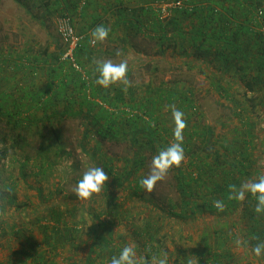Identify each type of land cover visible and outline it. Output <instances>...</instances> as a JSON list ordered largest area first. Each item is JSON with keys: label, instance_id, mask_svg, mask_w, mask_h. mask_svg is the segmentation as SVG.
<instances>
[{"label": "rangeland", "instance_id": "rangeland-1", "mask_svg": "<svg viewBox=\"0 0 264 264\" xmlns=\"http://www.w3.org/2000/svg\"><path fill=\"white\" fill-rule=\"evenodd\" d=\"M105 1L115 2V0H90L87 11L88 14L97 17L103 15V22L110 23L109 25L112 27L116 24V18L102 8L101 5ZM172 4L153 3L151 0H128L124 2L128 9L139 5L150 9L149 19H152L154 15L162 17V13L169 12L170 15L171 12L168 7ZM43 12L44 10L38 9L36 11V13ZM57 16L58 14L48 16L44 19L45 26H42L20 11L12 0H3L0 4V96L3 97L6 93L12 95L13 98H19L21 94L17 91L23 90L24 86L30 85L29 83H32V87L35 86L34 91L39 93L45 87L48 77H45L44 71H48L50 67L54 66L52 61H48L47 67L41 64L42 68L35 72L28 69L17 72L14 64L16 62L24 63L21 62L20 58L27 50L30 51V57L34 60V57L46 48H49L51 54L59 53L58 46L66 48L58 35ZM68 16L78 36L87 35L91 37L93 30L90 28V16L84 18L81 17V13L68 14ZM166 17L163 15V18ZM133 34L132 40L126 35L127 41L131 40L133 45L144 49L141 52L144 56L157 58L149 67L135 69L132 77L128 78L133 82L134 97L137 99L136 105L139 106V99L145 104V99H156V89L163 90L172 87L173 81L183 80V83L177 85L182 92L189 89L184 80L188 79L196 85L195 109L193 111L181 110L175 104L176 108L184 113L187 122L183 144L186 143L191 149L189 151L184 150V162L179 168L171 169L168 176L157 183L153 192L149 193L142 187L137 192V182L142 176L148 174L151 159L160 150H152L148 132L144 130L131 131V126L128 128L122 123V127H118L119 132L115 134V138L101 141L100 138L88 132L86 124L89 123V120L84 122L85 125H82L83 121L78 119L61 121L53 119L52 123L55 127L60 124V134L63 138V152L56 155L57 134L52 132L50 123L41 120L43 115L41 111H37V117L34 119L36 123L32 124L26 132L12 130L6 121L0 117V150L7 149V158L0 163V185H6L9 188L8 195L15 200L14 204H10L7 200L6 219H0V225L5 228V233L4 231L0 232L1 264H12V261L15 262H13L14 264H27V259L29 264H33V260L24 254L27 252L31 257L35 256L33 249L28 247V243L24 239L26 233L22 232L20 236L14 234L18 229L22 231L23 228L33 233L34 240L39 245L38 253L47 263L50 264L54 261L55 264H85L95 244L93 231L98 229L100 223H104L107 231L113 234L115 246L132 245L138 256H145V252L139 246L142 240L136 237L135 233H139L143 227L146 228L153 223L155 231L160 233V236L165 235L166 237L160 256L166 253L171 264L174 263L175 248L179 246L188 257L197 258L199 264L212 263V258L209 255L215 250L225 255L220 257V262L215 264H264V256L256 257L252 249L246 247L245 239L248 232L246 229L249 224L247 217L244 216L243 220H240V224L244 226L241 227L235 221L217 220L216 218L220 214L218 211L212 213L214 216H207L209 213L205 212L187 219H181L174 216L175 213L180 212V209L177 208L173 211L174 215H169L168 208L171 207L168 202H178L182 198L178 191L179 171L185 173L190 171L205 172V170H200L204 169L203 165L207 161L205 160V152L198 150V141L202 140L199 135L210 130L214 135L210 140L211 144H216V148L221 149L224 143H228L239 136L236 130H242V126L233 119L232 105L227 102H220L218 94L211 89L210 79L206 75L195 69H187L184 65L185 61L177 62L176 60L175 62L176 57H184V49L181 45L168 46L164 44L161 49L158 42L151 38V34ZM117 37L119 36L113 35L111 38L108 37L106 41L97 42L93 46L97 51H101L94 57L96 65V61L101 60L118 62L115 50L120 51L125 45L122 40H118L119 43L115 46ZM52 42L55 44L51 45ZM164 58H169L172 63L165 61ZM32 64L36 65V62H32ZM93 68L94 65L88 64V70ZM151 89L153 92L149 93ZM107 90L111 91V87L105 91ZM234 92L244 106L246 102L251 103V106L254 105L252 94L248 92L239 94V90L236 88H234ZM257 100L258 98L255 97V101ZM99 104L103 105L101 102ZM170 105L172 104L164 102L163 107H158L153 117L154 122L160 124L161 127L166 124L167 127L162 128L170 131L169 134H164L166 133L164 132L162 136L158 137L162 141L164 136L163 149L173 142L174 121ZM104 107L109 109L108 106L104 105ZM63 108V103H57L52 110L62 111ZM122 112L119 118L120 122L135 119L140 125H144L149 121V118L144 116V113L140 112L139 109L125 107ZM253 113L262 115L263 110L257 106ZM259 128L261 132L259 139H257L264 145V122ZM19 133L24 137V147L22 148V144L18 147H12ZM194 133L197 135L194 136ZM191 135H193L194 140H191ZM256 142L258 141L256 140ZM98 143L100 144L98 145ZM45 149H49V151L42 154V150ZM251 155L256 160L259 153L257 150H252ZM44 156L51 157L49 162L50 165L52 163L51 166H47L44 163L45 160L39 158ZM136 156L144 158V167L133 177L127 179L126 173L129 171L127 164L129 162L132 165ZM25 159H29L28 167L25 170L28 174L26 179L20 170V164ZM261 163L264 164V158ZM107 165L112 166L111 172ZM96 166L105 170L109 177L107 184L99 196L94 195L92 199L87 201L78 199L73 191L75 185L82 178L87 168ZM189 189L193 192L194 186ZM142 199L151 200L152 205L143 206ZM198 202L201 203L200 200ZM52 206L63 213L62 220L65 223L64 227L67 228L64 235L66 234L68 237L66 241L58 242L59 247L54 248H50L48 242H44L45 239L41 232L42 227H53L54 225L49 215L53 209ZM99 215L100 219H98ZM156 216L159 217V220H156ZM10 224L15 227L13 231L10 229ZM237 240L240 241L239 245L236 243ZM52 243L53 240H51ZM180 259L182 261V257Z\"/></svg>", "mask_w": 264, "mask_h": 264}, {"label": "trees", "instance_id": "trees-1", "mask_svg": "<svg viewBox=\"0 0 264 264\" xmlns=\"http://www.w3.org/2000/svg\"><path fill=\"white\" fill-rule=\"evenodd\" d=\"M126 1L128 0L105 1L101 5L108 13H111V16H115V18L117 16L116 24L111 27L110 23L103 22V15L97 17L88 14L87 9L90 0H12L20 11L42 26H45L46 23L44 19L50 15L58 14L57 17H59L81 13V17L90 16V28L92 30L100 25L110 28V38L120 33L121 26L135 24L136 27L133 29L136 30L135 33L151 34V38L158 42L161 49L164 44L182 46L184 49L183 58H186L184 65L187 69H195L210 79L211 89L218 94L220 102H227L232 105L233 119L238 121V124L242 126V130L237 129L236 132L239 136L228 143H224L221 149L216 148V144H211L210 140L214 135L210 130H206L205 134L199 135L202 140L198 141V150L205 152V160L207 161L203 165L204 169L200 170H205V172L190 171L185 173L179 171L178 191L182 198L178 202H168L171 207L168 208V213L172 215L173 211L178 208L180 212L173 215L181 219H187L205 212L209 213L207 216H214L212 213L218 211L213 206L214 201L221 200L225 205V210L223 212L218 211L220 214L216 219L223 222L235 221V223L240 224V220H243L244 216L247 217L249 224L246 229L248 232L245 241L247 249H252L258 242L264 241V215H258L255 212L256 200L251 194H247L244 201L229 200L228 196L230 194L229 185L239 187L244 182L254 180L264 174V164L261 163L264 158V145L258 140L261 132L259 126L264 122V0H151L153 3L180 2L182 5L172 8V11L170 10L171 14L165 19H162L161 16H155L147 26L146 21L149 19L150 9L140 5L128 9L124 5ZM2 2L3 0H0V4ZM37 9L44 10V12L36 13ZM79 37H82V40H80L74 51V58L77 65L87 74L89 81H84L82 76L72 68L70 62L64 59L66 53L64 47L58 46V54H51L49 48H46L34 57V60L30 57V51L27 50L20 58L21 62L24 63L16 62L14 64L17 72L26 71L27 69L35 72L42 68L41 64L47 67L48 61H52L54 66L50 67L48 71H44V75L48 79L40 93L34 91L35 86L32 87V83H29L30 85L24 86L23 90L17 91L21 94L19 98H13L12 95L6 93L5 96H0L2 102L0 105L1 119L3 118L12 130L26 132L32 124L36 123L34 119L37 117V111H41L43 114L41 120L50 123L52 132L57 134L56 155L63 152V138L60 134V124L55 127L52 123L53 119L58 121L78 119L83 123L89 120V123L86 124L88 132L100 138L101 141L115 138V134L119 132L118 127L121 128L123 123L128 128L131 126V131L144 130L148 132L150 146L153 151L163 149L164 136L162 141L158 137L162 136L164 132H166L164 134H169L170 131L162 128L167 127L166 124L161 127L160 124L155 122L156 126L153 128L149 122H154L153 117L156 110L158 107H163L164 102L176 104L181 110L193 111L195 109L196 85L188 79L184 80L189 89L182 92L177 85L183 83V80L173 81L172 87L169 89H156V99H145L147 105L139 99L138 106V104L136 105L137 99L134 97L133 89L128 92L119 88L103 91L95 83L98 72L94 57L101 51L93 48L94 45L90 43L92 39L90 36L79 35ZM126 37L124 35V38ZM127 40L128 38L123 40L125 46L120 49V52L124 60L128 61L129 76H131L132 68L144 69L149 67L157 58L144 56L136 50L135 45L129 46L130 43ZM52 44H55V42H52ZM117 50H115V56ZM32 62H36L37 66L33 65ZM90 63L94 65V68L88 70L87 66ZM234 88L239 90V94H246V92L252 94L254 105L251 106V103L246 102L244 106L241 103L242 101H239L238 95L235 94ZM87 91H90V95ZM150 92H153V89ZM255 97L258 98L257 101H255ZM57 103H63L64 108L62 111L52 110ZM104 105L108 106L109 109L105 108ZM257 106L263 110L262 115L253 113L254 108ZM125 107L139 109L140 112L144 113V116L149 118V121L144 125H140L135 119L120 122L119 118ZM22 108L24 109L22 110ZM83 123L82 125H85ZM125 128L127 129V127ZM193 135L196 136L197 134L194 133ZM193 135L190 136L191 140H194ZM23 138V135L19 133L12 147L23 145ZM133 139L136 140V138ZM183 145L184 150L189 151L191 149L186 143ZM252 150L258 151V159L254 160L251 155ZM46 151L48 152L49 149L42 150V154ZM6 158L7 149L0 150V163ZM39 158L44 159L47 166L52 165V163L49 164L51 157ZM28 162L29 159H25L20 164V170L25 179L28 175L25 172ZM143 167L144 158L136 156L132 165L129 162L127 164L129 171L126 173V178L130 179ZM108 170L111 172L112 166H108ZM193 186L192 192L189 188ZM140 190L141 185L138 181L137 192ZM7 200L10 204L15 203L10 195H8ZM142 200L143 206L152 205L151 200ZM199 200L201 203L198 202ZM52 208L49 215L54 222L53 227L48 226L41 229L45 239L44 242H48L50 248L59 247L58 242L62 243L68 238L66 234L64 235L67 228L64 227L65 223L62 220L63 213L55 206H52ZM152 211L154 212L153 209ZM98 219H100V215ZM156 220H159V217L156 216ZM240 225L244 227L242 224ZM154 226L151 223L148 227H143L139 233H135V236L142 240L139 246L149 259L152 255L160 256L161 248L166 240L165 235L160 236L161 234L155 231ZM10 229L13 231L15 229L14 225H11ZM4 230V226L0 225V232ZM22 232L26 233L24 239L28 243V247L33 249L35 253V256L31 257L29 253L24 252L27 258H31L33 264H49L38 253L39 245L34 240L33 233L23 228L22 231L18 229L14 234L20 236ZM93 235L95 244L85 264H110L111 258L118 256L123 246H115L113 234L107 231L104 223H100L98 229H94ZM253 236L258 237V239H252ZM51 240H53L52 244ZM149 247L151 249L150 253L146 252V248ZM212 252L214 253L209 255L212 258V263L209 264L220 262L219 258L225 256L219 253L218 250ZM173 254L175 255L173 264L187 263L189 257L180 246L175 248ZM27 261L29 260L27 259ZM13 262L12 264L15 263ZM50 264H55V262L53 261ZM169 264H171L170 261Z\"/></svg>", "mask_w": 264, "mask_h": 264}, {"label": "clouds", "instance_id": "clouds-1", "mask_svg": "<svg viewBox=\"0 0 264 264\" xmlns=\"http://www.w3.org/2000/svg\"><path fill=\"white\" fill-rule=\"evenodd\" d=\"M111 29L103 25L97 26L91 32V41L93 45L97 42H104L108 39ZM116 55L119 57L121 52L117 50ZM98 78L95 83L109 88L113 85H123L124 91L133 86V82L128 79L129 64L127 60L113 62L112 60L96 61ZM174 121L173 142L164 149L154 155L151 159L149 172L142 176L139 183L143 189L151 193L155 189L158 182L163 181L169 174L170 170L179 168L185 160V153L182 147L184 142V131L187 128V122L184 113L177 109L175 104L169 106ZM147 120V117H145ZM150 126L155 128V122H149ZM109 180L108 175L102 167H89L83 173L82 178L77 182L73 191L75 196L80 200H90L94 195L99 196L105 184ZM229 200L244 201L247 194L256 200L255 212L258 215H264V174L258 176L254 180H248L242 185H229ZM9 188L6 185H0V219H6L7 198ZM213 206L220 212L225 210V205L221 200L214 201ZM252 239H258L253 236ZM236 243L239 245L240 241ZM253 253L256 257L264 256V241L258 242L253 248ZM146 252L150 253L151 249L146 248ZM29 264V261L27 262ZM110 264H169L167 254L161 256L152 255L151 258L147 255L138 256L132 245H125L118 256L111 258ZM187 264H199L195 257L187 258Z\"/></svg>", "mask_w": 264, "mask_h": 264}, {"label": "built area", "instance_id": "built-area-1", "mask_svg": "<svg viewBox=\"0 0 264 264\" xmlns=\"http://www.w3.org/2000/svg\"><path fill=\"white\" fill-rule=\"evenodd\" d=\"M181 5L182 4L180 2L173 3L171 6L168 7V10L170 11L172 8L180 7ZM168 13H162L161 18L165 19L163 18V15L166 17L169 15ZM56 25H57L56 27H57L58 35L62 40V42L64 43V45L66 46V53L64 55V59L70 62L72 68H74V70L82 76V79L84 81H89L87 74L85 73V71H83V69L80 66L77 65L76 60L74 58V51L80 40H82V37H79L75 33L71 19L69 18L68 15L58 17L56 21ZM87 92L90 95V91Z\"/></svg>", "mask_w": 264, "mask_h": 264}, {"label": "crops", "instance_id": "crops-1", "mask_svg": "<svg viewBox=\"0 0 264 264\" xmlns=\"http://www.w3.org/2000/svg\"><path fill=\"white\" fill-rule=\"evenodd\" d=\"M149 15V14H148ZM155 16V15H154ZM154 16H152V18H154ZM116 20H117V16H116ZM115 20V21H116ZM152 20L151 19H148L147 21H146V26L147 25H149L150 24V22H151ZM148 23V24H147ZM135 24L134 25H131V26H121V30H120V33L118 34V36L119 37H117V39L119 38L120 40H124V39H126V38H124V35L126 36H129L130 37V39L132 40L133 39V33H135V31L133 30V29H135ZM137 34V33H136ZM115 40V43H114V45L116 46L119 42H118V40ZM131 40H129V43L130 44H128L129 46H132L133 45V43H132V41ZM131 41V42H130ZM136 46V45H135ZM136 50H138V51H140V52H143L144 51V49H141V48H139V46H136ZM122 54V53H121ZM144 55V54H143ZM163 58V57H162ZM165 59V61H167V62H171L170 61V59L169 58H164ZM185 59L186 58H183L182 56L181 57H176V59H175V62H176V60H177V62H181V61H185ZM116 60H118V62H120L121 60H124V58H123V55H121V56H116ZM157 60V59H156ZM117 62V63H118ZM135 69H137V68H135ZM135 69H131V72L133 73L134 71H135ZM130 70V69H129ZM130 77H132V75L131 76H129V72H128V78H130ZM100 86V85H99ZM100 88H102L103 89V91L104 90H106V89H104V87H102V86H100ZM110 88V87H109ZM114 88H119V89H123L124 90V86L123 85H121V86H111V90L112 89H114ZM170 88V87H169ZM169 88H167V89H169ZM130 89H133V87H130V88H128L127 89V91L126 92H128Z\"/></svg>", "mask_w": 264, "mask_h": 264}]
</instances>
